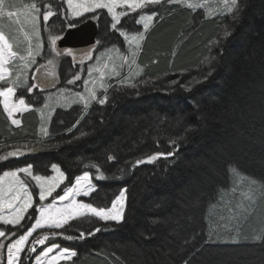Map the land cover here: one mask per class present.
Listing matches in <instances>:
<instances>
[{"label": "trees", "instance_id": "16d2710c", "mask_svg": "<svg viewBox=\"0 0 264 264\" xmlns=\"http://www.w3.org/2000/svg\"><path fill=\"white\" fill-rule=\"evenodd\" d=\"M153 11L135 57L139 78L109 79L99 94L105 104L57 107L43 137L36 109L44 91L18 92L31 106L18 126L0 104V156L22 144L31 149L0 162V174L34 165L33 174L49 176L56 163L67 188L87 171L94 189L82 201L97 208L127 190L122 222L84 216L59 230L73 237L60 242L76 255L56 264H264V0H237L229 15L167 2ZM132 21L118 27L139 30ZM80 22L59 18L56 35ZM96 23V38L119 46L105 13ZM58 60L62 85L72 62ZM34 217L30 209L19 227Z\"/></svg>", "mask_w": 264, "mask_h": 264}, {"label": "rangeland", "instance_id": "374dc122", "mask_svg": "<svg viewBox=\"0 0 264 264\" xmlns=\"http://www.w3.org/2000/svg\"><path fill=\"white\" fill-rule=\"evenodd\" d=\"M104 2H108V0H104ZM135 2H137V0H128V3ZM162 2L175 3L191 8L196 12L202 11L204 15L209 16L229 15L234 13L237 8V0H235V3H233V0H159L157 4L146 5L144 8L133 11L124 0H116V7L113 13H109L107 9H95L94 0H73L71 8L67 0H58L57 4L49 2L40 6L33 2L23 0H3V4L0 5V37H2V39H0V53H2L0 64H2L6 71L0 72V75L5 77L4 80H0V93H4L9 87L14 89L13 93L7 96V102L9 107L13 109V114L9 116L4 109V95H0V104L9 122L14 126L20 125L21 115L31 109V106L26 103L20 105L19 100L23 98L18 96V92H29V88L32 89L29 93H32L35 89H40L45 92L44 102L36 109L37 116L41 121L39 134L43 137L45 136V132H47L51 116L57 107L67 108L74 104H80L83 110L86 111L92 102H99L101 99L105 100V96L100 97V95L101 92L107 90L106 86L109 79H118L122 77L123 83H131L139 78L140 69L136 64L135 57L141 47L140 44L143 40L144 32L153 24V18L155 16L153 8ZM80 4L92 7L93 11L84 13L83 8L76 7ZM33 5H35V8ZM74 9L80 11L82 16L75 17ZM101 11L105 13L109 20L110 30H113L111 27L113 23L111 17L113 14L118 17L120 21L119 24H122L124 21H127L129 24L131 20H133V26L135 28L138 26L139 30L128 32L124 30V26L118 27V24L117 29L114 31L121 38L119 46L118 44H113L108 41H106L104 45V42L96 38L97 33L93 37V44L86 48H72L66 45L60 47L57 44L53 45V39L62 36L56 35L59 18L60 20L62 18L68 20L77 19L81 22L87 19L97 21ZM9 12L13 13V15L9 16ZM45 12L53 13L47 21L44 20ZM133 16L134 18H132ZM148 16H152V19L149 20L147 18ZM145 25H147V27H145ZM71 27L67 26L65 30ZM97 41L100 43V47H96L95 42ZM65 49L71 50L72 55H66L64 53ZM30 53L31 55H29ZM60 56L71 58V70L73 71H67V78L62 82V85H60V80H55L56 74L58 73V57ZM69 81H72V83H69ZM93 95L95 99H93ZM16 108H21L22 110L15 111ZM13 120L19 121V123L13 124ZM21 146L16 149L4 151L0 156L4 159L0 160V162L9 159L10 157L8 154L10 152L19 151L20 155H22L31 150L30 148H25L27 145L22 144ZM23 167L5 170L0 174V177H3L6 171H16L21 180L26 178L32 182L35 193L32 194L29 189L33 200V207L30 209H34L35 217L30 220L26 230H23L19 225H5L3 221L0 220V226H2V228L11 227L10 231H4V229L0 228V231L7 233L5 237H0V264H7V244L15 243V240L19 239L20 236L24 235L28 229L35 224L36 219L39 218L37 208L41 204L44 207L52 205V211L54 212L56 208L63 207V204L71 203L70 200L63 203L59 201L58 195H62L64 189H66L60 187L64 177L59 178L58 173L52 170L49 176H44L46 177L45 186L51 183V178L53 177L60 180V185L59 187L53 185L56 190L53 192L52 196L46 197L45 201H39V185L35 180L18 171ZM82 175L83 174L79 176ZM74 184L75 180L70 187L74 186ZM9 185H15L17 191L23 195L19 185L16 184L15 178L9 176L0 180V190L6 191ZM249 185L254 191L258 190L257 185L254 183L250 182ZM89 188L91 191L94 189V184L90 175L84 190L87 191ZM247 193L244 196L245 201L250 199L249 193ZM83 197L85 196H83V192H81V194L76 197L77 202L85 203L82 201ZM3 199L4 196L2 192H0V201ZM23 215L26 217L27 213ZM0 216L10 218L11 213L7 209H0ZM84 216L99 220L88 212H86ZM79 218L81 217L75 219ZM59 230L60 229L49 228L47 225L35 229L22 246L20 254L21 259L24 258L26 260L27 258H32V264H49L52 256L58 254L56 249H54L53 253L42 256L39 261L36 260V256H39L41 252L45 251L47 247H51L53 244L58 245L60 249H68L64 247L66 242H60L62 239L68 240V236L62 237ZM54 233H59V235H54ZM44 237H47V239L43 245H34L33 242L35 240ZM217 242L224 243L223 240ZM33 247H35L36 251L30 252L29 249ZM68 250L73 252L70 249ZM60 260L69 259L61 258ZM19 261L20 259L15 261L14 264H18ZM58 261H56L55 264Z\"/></svg>", "mask_w": 264, "mask_h": 264}, {"label": "snow or ice", "instance_id": "6c2138e0", "mask_svg": "<svg viewBox=\"0 0 264 264\" xmlns=\"http://www.w3.org/2000/svg\"><path fill=\"white\" fill-rule=\"evenodd\" d=\"M125 3H128V0H124ZM67 3L69 7L71 8L73 5V0H67ZM159 3V0H137L135 3H128V7H130L133 11L136 9L144 8L146 5L150 4H157ZM233 3H235V0H233ZM3 4V0H0V5ZM35 8V5H33ZM77 8H83L84 13L93 11L92 7H87L83 4L77 5ZM116 7V0H108V2H104V0H94V8L95 9H107L109 13H113L114 8ZM74 15L75 17H81L82 13L80 11H76L75 9ZM9 16H12L13 13L9 12ZM52 12H45L44 14V20L47 21L50 16H52ZM149 20L152 19V16L147 17ZM113 23L111 25L112 29H117V26L119 24L118 17L113 14L111 17ZM86 22V21H85ZM72 27H78V25H72ZM147 27V25H145ZM2 39V37H0ZM62 39V37H55L52 41L53 45H56L59 43V41ZM96 47H100V43L97 41ZM64 53L68 56L72 55L71 50L65 49ZM31 55V53L29 54ZM0 57H2V53H0ZM6 71V69L3 68L2 64H0V72ZM5 77L3 75H0V80H4ZM69 83H72V81H69ZM34 87V86H33ZM132 87H135V85H132ZM14 89L12 87H9L5 90L4 93H0V95L5 96L4 101V109L8 113L9 116L13 114V109L9 107V104L7 102V96L13 93ZM29 92L32 91L31 88L28 89ZM93 99H95V96L93 95ZM105 100L101 99L99 103L101 105L105 104ZM20 105H24L25 101L23 99L19 100ZM21 108H16L15 111H21ZM13 124L19 123V121L13 120ZM48 133L45 132V135ZM20 155L19 151L10 152L8 156L11 157H18ZM161 155L163 154H157V155H151L148 156L146 160H136V165H141L145 163H152L154 161H157ZM174 156V153L169 152L166 156H164V159H167L168 157ZM3 157H0V160H3ZM109 160H112V157H108ZM34 165H28L26 167L20 168L18 171L21 173L26 174L28 177L32 178L37 182L39 185V201H45L46 197L52 196L53 192H55L56 188L53 187L55 185L56 187H59L60 180L56 177L51 178V183H48L47 186H45V180L46 177L41 175H33V169ZM51 170L58 173L59 178H63L65 176V173L61 171V169L57 166L56 163L51 164ZM13 177L16 180V184L19 185L20 190L22 191L23 195L19 191H17L15 185H9L6 191L0 190L2 192L4 199L0 201V209H7L11 216L10 218L0 216V220L3 221L5 225H20L21 221L25 218L24 213H27L30 208L33 207V200L31 193L29 191V184L21 180L19 176L17 175L16 171L11 172H4L3 177H0V180H3L4 177ZM89 180V173L85 171L82 176H77L75 178V184L72 187H67L64 189L62 195H58V199L60 202L65 201H71V203L63 204V207L56 208L55 211H52V205H49L48 207H44L42 204L37 208V211L39 212V218L36 219L35 224L28 229V231L20 236L19 239L15 240V243H9L7 244V264H14L15 261L21 259V251L22 246L25 244V241L28 240V238L32 235L33 231L37 228H41L44 225H47L49 228H55V229H61L64 228L69 224V221H72L73 219L77 217H83L86 212L90 213L92 216L98 218L100 221L103 222H117L120 223L123 221L124 213L126 211V189L120 190L119 195L115 197L111 201V207L110 208H104V207H93L91 203H78L76 200V197L83 192V196L87 197L89 195V192L91 189L89 188L87 191L84 190L87 181ZM100 228H97L96 231H100ZM7 235L6 232L0 231V237H5ZM54 235H59V233H54ZM89 236L94 235V233L90 232L88 233ZM84 233H81V238H83ZM47 237L40 238L35 240L33 243L34 245H43L45 243V240ZM67 239L71 240L73 239L72 236H68ZM54 249L57 250L58 254L53 255L51 260L49 261V264H55L56 261L63 259H71V257L76 255V252H70L68 249H60L58 245L53 244L51 247H47L45 251L41 252L39 256H36V260L39 261L42 256H47L48 254L53 253ZM30 252H35L36 249L33 247L32 249H29Z\"/></svg>", "mask_w": 264, "mask_h": 264}, {"label": "water", "instance_id": "95a60500", "mask_svg": "<svg viewBox=\"0 0 264 264\" xmlns=\"http://www.w3.org/2000/svg\"><path fill=\"white\" fill-rule=\"evenodd\" d=\"M85 21L78 24V27L66 29L61 36L62 39L57 45L60 47L64 45L73 47L81 42L92 44L94 42L93 37L97 33V23L92 19H87Z\"/></svg>", "mask_w": 264, "mask_h": 264}, {"label": "flooded vegetation", "instance_id": "af4514ba", "mask_svg": "<svg viewBox=\"0 0 264 264\" xmlns=\"http://www.w3.org/2000/svg\"><path fill=\"white\" fill-rule=\"evenodd\" d=\"M92 44H93V43H92ZM92 44H85V43L81 42L80 44H77L76 46H73V47L86 48V47L91 46ZM73 47H72V48H73Z\"/></svg>", "mask_w": 264, "mask_h": 264}]
</instances>
